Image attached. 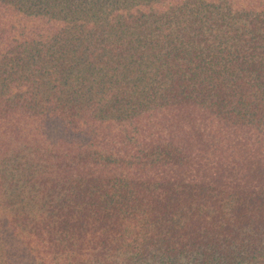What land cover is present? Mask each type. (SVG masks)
<instances>
[{
	"label": "trees",
	"instance_id": "1",
	"mask_svg": "<svg viewBox=\"0 0 264 264\" xmlns=\"http://www.w3.org/2000/svg\"><path fill=\"white\" fill-rule=\"evenodd\" d=\"M0 264H264V0H0Z\"/></svg>",
	"mask_w": 264,
	"mask_h": 264
},
{
	"label": "rangeland",
	"instance_id": "2",
	"mask_svg": "<svg viewBox=\"0 0 264 264\" xmlns=\"http://www.w3.org/2000/svg\"><path fill=\"white\" fill-rule=\"evenodd\" d=\"M62 258L69 259L65 254L61 256Z\"/></svg>",
	"mask_w": 264,
	"mask_h": 264
}]
</instances>
